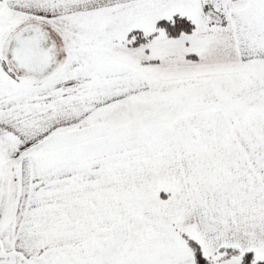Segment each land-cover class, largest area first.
Masks as SVG:
<instances>
[{"label":"snow or ice","instance_id":"obj_1","mask_svg":"<svg viewBox=\"0 0 264 264\" xmlns=\"http://www.w3.org/2000/svg\"><path fill=\"white\" fill-rule=\"evenodd\" d=\"M0 264H264V0H0Z\"/></svg>","mask_w":264,"mask_h":264}]
</instances>
